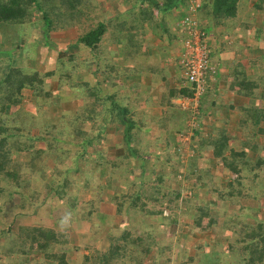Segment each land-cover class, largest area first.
<instances>
[{"label": "trees", "instance_id": "obj_1", "mask_svg": "<svg viewBox=\"0 0 264 264\" xmlns=\"http://www.w3.org/2000/svg\"><path fill=\"white\" fill-rule=\"evenodd\" d=\"M126 1L131 5L138 4L136 0ZM199 1L196 17L211 23L212 27L234 18L240 10V0ZM114 3L118 9V0ZM188 3L189 0H155L150 5L160 9L162 24L169 16L167 11L178 10L175 17L178 19L180 10L186 9ZM85 6L98 7L92 0H0V36L6 34V43L18 41V49H21L28 40L20 34L28 30L30 34L38 33L45 41L44 45L57 50L55 69L44 74L18 67L17 61L9 58L0 61V264H72L65 256L69 246L63 231L31 224L32 217L39 216L40 209L48 206L49 199L55 200V206L61 209L67 221L83 224L84 227L90 223L103 226L107 222L106 215L98 209L101 192L109 193L108 203L118 215L133 214L140 219L160 216L161 210L156 211L154 207L146 209L142 203L138 205L141 193L117 196L112 191L113 177L121 179L131 175V171L118 167V164L127 166L130 160L139 161L141 171L145 164L151 165L145 146L157 150L158 155L164 157V163L170 167V178L176 174V167L184 168L182 176L189 182L188 195L183 197L181 189H177L174 197L180 198L187 209L194 208L192 229L205 231L201 221L206 219L209 229L225 234L219 238L225 244L224 256L234 254L238 264H264V145H261V138L264 137V48L259 56L252 58L253 68L250 67L249 72L237 69L241 67V59H238L234 63V72L226 75V80H230L227 88H232L237 96L251 100L248 105L237 109L231 105L226 107L227 110H237L235 117L227 118L237 137L229 134L223 123L213 127V133L196 138L200 135L197 127L201 125L200 118L205 111L213 113L214 109L221 107L216 100L212 101L210 94L204 93L197 108V126L191 129L188 145L193 155L181 165L178 161L180 136L189 129L186 125L188 114L180 111L171 100L191 97L193 85L183 80L184 86H170L167 77H161L156 85L160 114L149 116L147 110L136 111L137 99L131 94V86L127 91L120 83L131 73V61L140 53L139 49L131 52L136 41L130 39L129 32V38L121 43V36L114 31L118 28V19L109 20L112 31L108 32L102 20L107 13L103 11H96L91 17L94 24L83 29ZM253 6L254 12L261 11L264 16V0L254 2ZM137 10L147 21L150 12L143 7V3L137 5ZM124 14L128 20L119 21L120 26L124 28L126 24L127 30L134 29L135 22L130 11ZM71 28L79 30L72 43L79 48L81 55H67L65 60L62 58L65 52L49 44L46 38L50 32H65ZM202 28L207 35V28ZM172 30L169 25L162 30L167 33L169 45L176 40ZM211 37L216 42L221 39L226 41L222 35L212 33ZM118 44H123L126 56L120 67ZM227 47L223 42L220 50ZM245 52L247 56L252 55L249 47L245 48ZM19 53H22L21 50ZM19 53L17 55L20 56ZM131 54H135L133 59ZM214 65L220 67L218 63ZM137 66L136 70L144 68L141 61ZM52 83L57 90L66 86L71 94L68 99L70 105L68 102L64 104L63 99L53 98L50 90ZM27 93L36 100L34 111L23 108L24 94ZM254 100L259 103L255 104ZM58 106L60 108L55 109ZM142 114L144 116L140 118ZM115 124L122 129L113 147L122 148L121 155L108 157L103 142L105 129H111ZM147 132H151V136L148 137ZM195 139H198L197 142ZM204 155L220 167L221 175H213L209 160L204 165L208 169L199 168L197 160ZM176 156L178 159L174 167L172 158ZM223 174L225 177H221ZM163 176L157 177L159 183ZM200 190L202 194L213 197V203L202 204L197 198ZM80 191L89 193L86 200ZM232 198L250 199L254 208L249 210L242 205L237 210L240 215H236L234 221L228 217L219 224L218 215L226 208L218 209L224 202H233ZM124 202L128 204L126 208L118 205ZM146 202L157 204L160 201L157 197H148ZM169 211L173 213L175 210ZM173 216L170 214L161 218L166 222ZM149 228L144 230V238L125 228H120L113 235L106 234L98 250L87 255L80 254L74 264H145L152 252L161 254L163 251L160 243L151 237L152 226ZM165 246L170 249V244ZM221 247L218 242L215 243L213 252ZM35 255H38L37 260L32 258Z\"/></svg>", "mask_w": 264, "mask_h": 264}, {"label": "rangeland", "instance_id": "obj_2", "mask_svg": "<svg viewBox=\"0 0 264 264\" xmlns=\"http://www.w3.org/2000/svg\"><path fill=\"white\" fill-rule=\"evenodd\" d=\"M114 1L117 3V0H92V2L98 5L96 9L88 8L87 6H85L83 8L85 12V16L82 19L83 29L89 28L91 27V25L94 24L93 23L94 19L91 17H93L96 11L97 12L103 11L107 14L105 18L102 20L105 21L108 32L112 31L111 29L112 26L110 25L109 20L116 21V19H118V9L115 7ZM248 1L256 2L259 0H248ZM248 1L242 0L243 4H241L240 10L237 11L242 16L245 15L244 14L245 9L244 8L242 9V7L244 3L248 4L249 6ZM248 6H245V8L249 10L250 7ZM241 23H243L244 26L247 25L246 23H249V26H247L246 28L244 27V29L245 31H249L247 33L249 36L247 42H250L248 46L251 48V54H252L251 56L252 58H255L261 54L262 48H264V16L261 13V11L254 12L252 10V15L250 13L248 21L247 20L245 22L242 21ZM206 28L208 30L207 36L211 31H214L212 27L207 26ZM114 31L117 32L118 28H116ZM78 32L79 30L76 28H71L69 30H66L65 32L57 30L55 32H50L46 40L49 44H53L54 46H56V48L60 50L61 52L62 51L65 52L64 53L65 56L62 57L63 59H65L67 55H78L79 57L81 55L80 54L81 52L79 48L74 46L72 43L75 40ZM22 35L24 36L26 40H28V42L25 45L21 44L22 45L21 49H18L19 48L18 41H13V43L11 42L6 43L5 38H4L6 37V34H4L3 36H0V61L9 58L12 61H17L16 65L18 67H23L24 69H27V70H33L39 74H44L46 72H50L54 70L56 59H57V50L55 48L53 49L50 46L44 45L45 41L43 39L41 40L40 35L38 33L36 35L30 34L29 31L27 30L20 34L21 37ZM230 40H231V43L229 44ZM234 40L237 41L236 38L234 39L230 38L228 39L227 42L221 39V40H218V42H215L214 45L220 48L223 42L226 43V46L228 47L220 53L227 51V49L231 50L233 47L235 49H240L241 45L236 42L234 43ZM20 50L22 52L21 54L19 53ZM17 53H19L20 56L17 55ZM209 53H210V48H209ZM211 55L214 56V59L217 57L216 48H215V51L214 50L212 51ZM211 65L213 66V64ZM250 65L252 67L253 65L252 62H250ZM121 84L124 87H126L127 91H130V87H129L130 81L128 79H125V81H123ZM208 86H209V83H208ZM55 87H56L55 84L52 83L50 90H51V94L53 98L63 99V101L65 102L64 104L68 102V105H70V100L68 99H69V96H71V94L70 92H68V89L66 88V86H62L61 89L59 90L55 89ZM155 87L154 85H152L149 90L146 89V91H144L147 94H150L149 98L151 102L150 101L143 102L142 101L143 98L139 96L140 99L138 98L135 104L136 111L139 112V111L147 110V113H149L150 116H158L160 114V112H158L160 108L157 107V103H154L156 106H153V103H152V95L155 99L157 97V93H159L158 91L159 89ZM133 93H137V92L131 91L132 95ZM139 94H141V92H139ZM201 98L202 97L200 96L197 99V102L195 105H193L194 101H189L190 103L189 102L187 103L188 110L184 111L188 114L186 125L189 129L185 133H183V135L180 136L181 154L178 156L179 157L178 161H181L182 163V164L180 163L181 165H184L186 163L185 160L193 155V152L189 150L188 145H189V140L191 136V129L194 126H197V113H198L197 107L199 105ZM34 102L36 103L35 98H33L32 96L30 97L28 93L24 94V99H23L24 109L34 111L35 109ZM223 102L224 100H222V102L220 103L221 107H218L215 109L214 111L215 114L205 111L204 116L200 118V121L202 123L200 126L197 127V130L200 133V135L196 136V138L197 137L203 138L207 136L209 133L211 132L213 133V131L211 130L213 128L212 123H214V121L212 120V115H213V119L216 122H217L216 117L218 115L224 116V118L221 119L222 122H217V125L222 126V124L224 123V128L229 130L230 125H228L227 122H230V120L227 119L228 115L225 112L227 111L229 112L230 110L226 109L227 106ZM59 108L60 107L58 106L55 109L58 110ZM152 108H155L154 115H152L153 113ZM234 108L237 109L236 107ZM233 111L237 112V110H233ZM143 116L144 114L140 115V118ZM224 120L226 121L227 124H225ZM121 129L122 128L121 126H119V124H115V126H113L111 129L110 128L105 129L106 132H105V138L103 142L105 144V147H104L105 152L109 154L108 157H112L114 155L116 156L121 155L122 148L115 149L113 147V144L118 141V138H119L118 135ZM146 135H148V137L151 136V132H147ZM262 138L264 139V137ZM198 139H195V141L197 142ZM145 149L149 151V154H150L149 161L151 165L145 164L144 169H142L143 171H141L139 161L130 160V163L127 166H120V164H118V167H122L123 169H128L129 171H131V175H127L121 179L117 177H113L114 183L112 184L114 187L112 191L113 193H115L114 195H117V196L120 194L125 195L126 193L127 194H134L135 192L141 193V199L139 200L138 205L142 203L144 204L146 209H153L154 207L156 211L161 210L162 214L160 216L140 219V218H135L133 214L127 215L123 213V214L118 215L114 212V208L111 207L108 203L109 193L101 192V194L99 195L100 202L98 203V209L100 213L103 212L107 218L106 220L107 222L106 224H103V226H99L96 223H90L88 224V226H85L83 228L82 227L83 224H79L80 226L76 230V228H74V223L66 220V218L63 216L61 209L55 206L54 204L55 200H52V199H49L48 206H43L40 209L39 216L32 217V220H30L32 221L31 224L32 225L41 224V225H46V226L48 225L51 228H54L58 231H63L67 235L68 240H69V236H70V240L74 239V236H75L74 233H77V231L81 232V229H85V231H83L82 234H87V235H90V237L99 238L101 236L103 237L104 234L113 235L117 233V231H119L120 228H125L131 231L134 235H140L141 237L144 238V235H145L144 230L146 229L149 230L150 229L149 227L152 226L151 237L156 242L160 243V248H162L163 251L161 254L160 253L153 254L152 252L151 255L147 256V259L144 262L145 264L146 263L148 264H151V263L152 264H195V261H197V257L199 255L200 256L205 255L209 257L213 255L218 258L219 263L230 264L229 260L223 259L224 253L222 252L225 248V244L223 241H219V238L222 237L221 235H225V234H221L220 232H217L211 228L209 229V227H207L208 225H207L206 219H203L201 221V227L206 229L205 231L197 232L194 229H192L191 223H192V220L195 218L194 208H192L191 206L190 207L191 209H187V207H185L182 204L180 198L175 199L174 197L175 191L177 189H181V194L183 197L188 195L187 187L189 185V182L188 180L184 179L182 176L184 173V168L176 167L177 161L175 160H177L178 157L176 156L172 158V160L175 163L174 167H176V174L172 178H170V175H169L170 167H169V164L164 163V157L161 154L158 155V152H156L157 150H152L150 146H145ZM145 149L142 148V150H145ZM202 159L203 160L205 159V161H203ZM202 159L197 160L199 168L202 167V169L203 168L208 169V167H204V165L208 163V160L210 159V157L208 155L207 156L204 155ZM209 164H210L211 172L214 173L213 175L216 176V174H220V175L222 174L221 170L219 172V169H220L219 166H216L210 160H209ZM152 165L154 166L153 169L150 168ZM162 174L164 176H163L162 181L159 183L157 181V177H159ZM76 177H79V176L77 175ZM221 177H225V174H223ZM80 193H83L84 195L83 198L85 200L89 196L88 192H87L88 194L85 191H80ZM198 194L199 195H197V198L200 200V202H202V204H205V202L213 203L212 202L214 199L213 197H209L207 194H202L201 190L199 191ZM148 197H151V198L157 197L160 202L157 204L153 202H146L148 200ZM199 200H197V202H199ZM231 200L233 202L231 203L224 202L222 203V207L220 206V208L218 209L220 211L222 209L225 210L224 208H226L225 212H222V213L220 212L218 215L217 222L219 224L221 223V221H224L225 219H229L228 217L233 218V221H234V217L238 215L237 210H239L240 206L242 205L245 206L247 209L249 208V210L250 208H254V203L250 199L240 198L239 200H237L235 198H232ZM118 205H122V208L124 207L126 208L128 206L126 202H124L123 204L118 203ZM171 209L172 211L173 210L175 211H173L172 213L171 211H169ZM170 214L174 215L173 219L167 220L165 222L163 218L169 216ZM224 214L226 215L225 217H223ZM57 219H59V221H57ZM17 222L18 221H16V223L14 222L13 228H15ZM74 229L76 230V232L74 231ZM94 233H95V236L93 235ZM79 239L80 237L78 238V240ZM87 240L90 241V239H87ZM97 241L98 240L94 242V243H97L96 248L99 245ZM217 242L222 247L220 249L215 248L214 250L215 252H213L214 245ZM81 244H82L81 246H79L78 244L79 246L78 249L82 248L83 243ZM167 244H170V249L165 248L166 247L165 245ZM68 246H69V243H68ZM92 246L95 247L94 244H92ZM209 248L212 250H209ZM67 251H70V249L68 248ZM67 251L65 255L66 259L67 257L68 259H70V257L73 258V256H76V254H72V252L67 253ZM37 256L38 255H35L32 258L34 260H37ZM225 256H228V254H225ZM192 257H194L193 261L188 260ZM78 258L79 256L77 257V259Z\"/></svg>", "mask_w": 264, "mask_h": 264}, {"label": "crops", "instance_id": "obj_3", "mask_svg": "<svg viewBox=\"0 0 264 264\" xmlns=\"http://www.w3.org/2000/svg\"><path fill=\"white\" fill-rule=\"evenodd\" d=\"M143 1V0H142ZM145 2H141L140 0H136V2L139 3H143V7L146 8L147 11L150 12V15L148 14V17H146L147 21L143 20V18L141 17L140 12L137 10V5H131V2H128L126 0H118V36L121 38V40L124 43V41L126 40V38L128 37V33L130 35V39H132L133 41H136V44H134V49L131 50V52L134 50H138V52H140L135 60L131 61V69H130V74L123 78L122 81H120V83H122L123 81H125V79H128L130 81V86H131V91H135L137 93H133V97L136 96V99L138 100L139 96L142 99L143 102L146 101H150V94H147L146 89L149 90L151 88L152 85H154V87L157 85V83H160L159 80L161 79V77H167L168 82L170 83V85L172 86H184V77L181 73V70L178 66L177 60H178V53L180 50V47L177 45V39L175 40L173 45H169L168 41H167V33H164L162 30L165 29L168 25L174 29L173 33L174 36L177 35V33L175 32V22L176 19L175 17L178 16L177 14V10L171 9L169 11H167L166 13H169V16L166 17V25H164V21L161 24V12L160 9L156 10L153 6L150 5V3H154L155 0H144ZM150 1V2H149ZM248 1V0H247ZM158 3V1H156ZM248 4L244 3L242 9L244 8V14L245 15H240V13L237 12L236 16L230 20L227 21H223V23H221L218 26H213L209 23L206 22L205 20H199L197 17V21L199 22L200 27H204V26H208V27H212L214 29V31H211L208 34V45H210V62L214 65V64H219L220 67H215L216 70L218 71L216 74V78L209 84V86L206 89V94L210 93V97L212 99V101L216 100L217 104L221 103L222 100H224V104L226 106H234V107H239L242 106L244 104L248 105L249 103H251L250 99H247L243 96H237L236 94H234L232 88L231 90H229L227 88L228 84L230 83V80H226V75H228V73L230 74V72H234L233 71V67L236 66L234 65V63L238 62V59H241L239 61V65H241V67L238 66L237 69H242L244 70V72H249L250 71V62H252V56L249 55L247 56V53L245 52V48L249 47L248 44L250 42H247L248 40V32L249 31H245L244 27L246 28L247 26H244L243 23H241L242 21H248L250 13L252 15V10H254V1H248ZM242 0L239 1V6H241ZM245 6L250 7L249 10L247 8H245ZM126 11H130L131 13V17L134 20V29L132 30H127L126 28H128V25L125 24V27H121L119 21L123 20L126 21L128 20L127 16H125V12ZM246 11V12H245ZM255 19V18H254ZM248 24V23H246ZM249 26V24H248ZM212 33L214 35H222L224 36V39H226V42L228 41V39H234L236 38L237 41L234 40V43H238L241 45V48L243 49V51H236V49L233 47L231 50L224 51L223 53L220 49L221 47H216L214 45V43L216 42L214 40V38L212 39L211 35ZM118 37V38H119ZM256 39V38H255ZM214 41V42H213ZM176 43V44H175ZM231 43V40L229 42V44ZM233 43V41H232ZM139 46V48H138ZM215 46V47H214ZM240 47V46H239ZM256 47V46H255ZM215 48L217 49V57L214 59V56L211 55L212 51H215ZM240 48V49H241ZM250 48V47H249ZM239 49V50H240ZM225 50V49H224ZM124 49H123V44L119 45L118 44V66H122L124 64V57L125 54L123 53ZM220 53V54H219ZM132 58H134L135 54H131ZM212 58V59H211ZM140 61L143 63L144 68L142 70H136L138 68V63H140ZM152 64V67L151 65ZM128 66V65H127ZM152 68V69H150ZM137 72V73H136ZM136 77V78H134ZM231 79V77L229 78ZM227 85V86H226ZM134 86V87H133ZM156 88V87H155ZM139 92H141V94H139ZM202 97V95H201ZM140 99V98H139ZM180 98L179 99H172L171 101L173 103H175L178 107V109L180 111H186L187 109H181L179 102H180ZM255 104H258L259 102L256 100ZM151 102V101H150ZM152 103L153 106H156L154 103H157V107L161 109L160 105V101H158V97H156L154 99L153 95H152ZM221 105V104H220ZM198 108V107H197ZM153 109V113L152 115L155 114V108ZM196 110V108H195ZM215 111V109H214ZM213 111V114H215V112ZM149 112V110H148ZM159 112V111H158ZM191 112V111H190ZM186 113V112H185ZM228 117L230 118L231 116H234L233 114H236L235 111H227L225 112ZM187 114V113H186ZM148 115L150 116V114L148 113ZM217 116V115H216ZM227 117V116H226ZM217 122H222L221 119L224 118V116H217ZM212 120L214 121V123H212L213 127L218 126L217 122L213 119V115H212ZM225 121V120H224ZM232 125H234L235 127V123H233ZM227 130V129H226ZM227 132L232 135H234V137H236V134L234 132V129L229 128V130H227ZM233 132V133H232ZM233 137V139H234ZM262 142L261 145H264V139L261 138ZM74 223V228H77L80 226L79 224ZM46 226V225H43ZM82 226V225H81ZM46 227H50V226H46ZM84 228V226H82ZM76 230L74 229V231L76 232ZM83 231H85V229H81L80 231H77V233H74V239L70 240V236H69V249L70 251L68 252H72V254H76V256L70 257V259H67L71 262L72 264H74L75 262H78L77 257L82 254V255H87L88 253L98 250L96 248L97 243H94L96 240H98L97 242H103L104 239H106V234L103 235V237H99V238H94V237H90V235L87 234H82ZM82 234V235H81ZM89 234V233H88ZM95 236V233L93 234ZM80 237V239L78 240V238ZM87 239H90V241H88ZM82 241V242H81ZM86 242H88V244H93L94 246L89 245V247H87V245L85 246ZM83 243V246L81 249H78L79 246H81ZM79 244V246H78ZM85 246V247H84ZM86 247L88 249H86ZM72 250V251H71ZM100 250V249H99ZM69 255V254H68ZM81 255V256H82ZM223 259L229 260L230 264H238V258L234 255V254H228V256H224ZM195 264H222V263H218V261H216L215 256H198L197 257V261H195Z\"/></svg>", "mask_w": 264, "mask_h": 264}, {"label": "built area", "instance_id": "obj_4", "mask_svg": "<svg viewBox=\"0 0 264 264\" xmlns=\"http://www.w3.org/2000/svg\"><path fill=\"white\" fill-rule=\"evenodd\" d=\"M199 7V0H189L186 9H182L181 18L179 17L174 25L177 33V45L180 47L177 63L184 80L193 85L192 96L180 100L181 109H187L189 101H194L193 105L196 104L197 99L208 87V83L215 79L217 71L209 61L206 33L196 19Z\"/></svg>", "mask_w": 264, "mask_h": 264}, {"label": "clouds", "instance_id": "obj_5", "mask_svg": "<svg viewBox=\"0 0 264 264\" xmlns=\"http://www.w3.org/2000/svg\"><path fill=\"white\" fill-rule=\"evenodd\" d=\"M177 12H179L178 10H177ZM180 13L182 14V11L180 10ZM179 19V18H178ZM176 21H177V19H176ZM203 29V28H202ZM204 30V29H203ZM175 32H176V29H175ZM207 36V35H206ZM176 39H177V36H176ZM207 41H208V36H207ZM177 42V41H176ZM178 61V60H177ZM210 61V60H209ZM179 66V65H178ZM180 68V67H179ZM181 70V69H180ZM182 73V72H181ZM210 84V83H209Z\"/></svg>", "mask_w": 264, "mask_h": 264}]
</instances>
